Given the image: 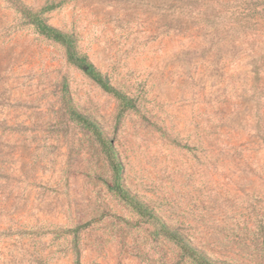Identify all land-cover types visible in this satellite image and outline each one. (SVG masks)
Segmentation results:
<instances>
[{
    "label": "rangeland",
    "instance_id": "obj_1",
    "mask_svg": "<svg viewBox=\"0 0 264 264\" xmlns=\"http://www.w3.org/2000/svg\"><path fill=\"white\" fill-rule=\"evenodd\" d=\"M75 36L134 107L0 0V264H199L113 189L68 107L95 119L122 184L211 259L264 264V8L244 0H22Z\"/></svg>",
    "mask_w": 264,
    "mask_h": 264
},
{
    "label": "trees",
    "instance_id": "obj_2",
    "mask_svg": "<svg viewBox=\"0 0 264 264\" xmlns=\"http://www.w3.org/2000/svg\"><path fill=\"white\" fill-rule=\"evenodd\" d=\"M13 7L21 14V17L25 22L34 26V28L41 35L60 43L66 51L67 60L83 70L90 78H92L103 90L113 94L119 101L120 112H124L126 109L134 107L132 98L113 86L109 80L97 69L89 58L78 50L77 41L73 34L64 32L59 28L50 24L43 16L46 11H49L56 7L55 3L47 4L41 7L39 10H34L32 7L25 4L22 0H8ZM243 12L256 10L259 6L264 8V0H244ZM71 118L77 122L88 127L95 135L99 143L101 144L113 170L114 184L113 189L119 195V197L129 206H131L138 214H140L145 220L151 221L158 226L161 231L173 242L180 246L183 250L189 253L199 264H227L218 263L215 260L207 256L203 251L198 249L189 238H187L182 232L172 228L166 224L157 213L135 193L128 190L121 182L122 175V163L115 150V147L103 131L99 123L79 112L72 106L68 107Z\"/></svg>",
    "mask_w": 264,
    "mask_h": 264
}]
</instances>
